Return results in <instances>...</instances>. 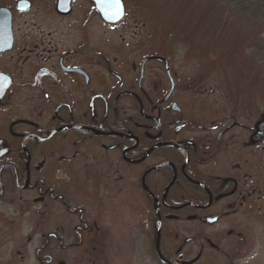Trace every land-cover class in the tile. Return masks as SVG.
Segmentation results:
<instances>
[{"label": "flooded vegetation", "instance_id": "obj_1", "mask_svg": "<svg viewBox=\"0 0 264 264\" xmlns=\"http://www.w3.org/2000/svg\"><path fill=\"white\" fill-rule=\"evenodd\" d=\"M0 1V209L45 263L264 264V112L180 71L129 0Z\"/></svg>", "mask_w": 264, "mask_h": 264}, {"label": "rangeland", "instance_id": "obj_2", "mask_svg": "<svg viewBox=\"0 0 264 264\" xmlns=\"http://www.w3.org/2000/svg\"><path fill=\"white\" fill-rule=\"evenodd\" d=\"M129 2V11L146 22L147 37L160 45L163 53L172 54L180 71L203 77L219 99L232 95L243 109L264 112V61L249 50L261 40L259 22L254 21L255 27L248 22L243 28L245 22L228 19L231 15L221 0ZM0 210L5 211L0 212V264H47L46 252L38 254L41 244L31 231L36 225L25 216L17 217L9 207ZM66 261L74 264V257ZM146 263L156 264L150 258Z\"/></svg>", "mask_w": 264, "mask_h": 264}, {"label": "trees", "instance_id": "obj_3", "mask_svg": "<svg viewBox=\"0 0 264 264\" xmlns=\"http://www.w3.org/2000/svg\"><path fill=\"white\" fill-rule=\"evenodd\" d=\"M221 5L231 15L228 19L245 22L243 28L249 26L248 22H253L252 27H255L254 21L259 22V27L263 28L260 33L261 40L253 43L249 50L250 53H255L259 61H264V0H221Z\"/></svg>", "mask_w": 264, "mask_h": 264}, {"label": "snow or ice", "instance_id": "obj_4", "mask_svg": "<svg viewBox=\"0 0 264 264\" xmlns=\"http://www.w3.org/2000/svg\"><path fill=\"white\" fill-rule=\"evenodd\" d=\"M107 5V16L109 19H114L122 15L121 0H101Z\"/></svg>", "mask_w": 264, "mask_h": 264}, {"label": "water", "instance_id": "obj_5", "mask_svg": "<svg viewBox=\"0 0 264 264\" xmlns=\"http://www.w3.org/2000/svg\"><path fill=\"white\" fill-rule=\"evenodd\" d=\"M98 6H99V10L103 13H107V5L106 4H103L102 2H97ZM122 6V4H121ZM122 13H123V6H122ZM261 126L264 128V120L261 124Z\"/></svg>", "mask_w": 264, "mask_h": 264}]
</instances>
